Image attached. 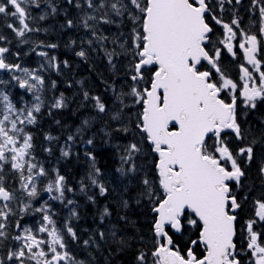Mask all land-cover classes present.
<instances>
[{
	"label": "snow or ice",
	"instance_id": "6c2138e0",
	"mask_svg": "<svg viewBox=\"0 0 264 264\" xmlns=\"http://www.w3.org/2000/svg\"><path fill=\"white\" fill-rule=\"evenodd\" d=\"M64 3L76 9L74 18L54 0H0V72L9 74L7 81L0 79V264H95L91 255L80 259L71 247L80 242L72 224L79 205L68 198L76 189L59 169L37 158L32 131L45 112L50 116L69 103L63 93L46 100L40 74L60 71L68 61L36 51L60 45L32 40L42 30L40 21L62 11V28L85 32L86 38L68 42L79 48L75 55L86 61L99 51L113 75H123L119 87L108 85V102L82 92V103L90 101L95 114L66 137L60 155L71 157L76 142L82 143L90 163L79 192L97 189L107 196L90 150L94 129L102 124L97 131L109 140L113 132L123 133L128 139L116 145V171L136 194L121 197L120 205L127 209L131 200L148 217L147 235H122L117 225L97 228L82 241L84 248L99 251L111 242L120 252L131 250L133 264H264V120L256 131L247 120L264 102V0H251L248 12L256 18L247 30L236 7L243 0ZM42 5L47 11L34 15ZM14 41L17 48L28 45L44 64L29 69L11 60L21 55L12 50ZM224 53L237 69L235 78ZM8 85L25 90L31 100L14 99ZM57 139L45 134L50 144ZM258 149L257 185L250 171ZM146 156L153 160L151 173L137 163ZM87 199L96 203L95 195ZM57 202L71 206L59 224ZM112 215L105 205L101 225ZM119 219L129 223L127 216Z\"/></svg>",
	"mask_w": 264,
	"mask_h": 264
},
{
	"label": "trees",
	"instance_id": "16d2710c",
	"mask_svg": "<svg viewBox=\"0 0 264 264\" xmlns=\"http://www.w3.org/2000/svg\"><path fill=\"white\" fill-rule=\"evenodd\" d=\"M54 2L63 7V11H67L61 0H54ZM248 2L251 3V0H245L244 5H239V10L241 7H246L249 4ZM44 11H47V8L43 7L42 5V10L35 12L34 15L43 14ZM63 11L61 12L62 14ZM67 12H69V10ZM72 12L74 11L72 10L67 18L75 17ZM242 12L243 11H239V14H242ZM65 19L66 17L64 15L63 17L50 15L46 20L40 21L37 24L38 27H41V32L32 34V40L35 42L43 41L45 44L57 43L60 45V47L56 50L37 48V52L40 50L49 51L50 55L57 56L60 61H68V67H64L63 64H61L60 71L47 68L45 71L41 72V74L44 73L43 76L45 78V87L48 89V92L46 91L45 93V99L50 100L53 96H58L62 92L67 94V96H73L75 98L74 106L70 105L68 108L70 111L72 107L70 114L63 113V115L57 119L59 121L61 120L59 124L54 125L56 119L53 115L49 116L47 121H45L44 116H42L39 119L38 125L32 127L34 143L37 146L36 155L42 163H45V166H47L48 169H59L60 173L66 176L69 185L76 189V199L80 203V206L77 208V211L79 212V219H73L72 224L77 230L78 236L80 237V242L71 245L74 254H76L80 259H84L85 257L91 255L95 260V264H133L132 251L129 250L127 252H120L116 249V245L112 244L111 242L108 245H105L99 251L85 249L82 244V241L84 239H88L89 235L92 234L97 228L103 231L106 228H110L112 225H117L119 228H121L122 235L132 236L136 234L138 230L147 235L148 217L146 215V209L137 206L131 200L129 201L131 206L127 209L124 208L122 210L120 205L121 197L128 199L129 195L134 197L136 194V190L133 188V186L129 184L127 180L122 179L119 172L116 171V169L121 165L118 150L116 147H114V144L120 141L122 139L121 136H124V134L114 132L111 136V139L113 138L112 140L106 138L103 139L104 136H102L101 139L95 141V146L90 149L96 156V165L102 170L103 177L106 176L109 178L106 181H108V186H110L107 196L103 197L99 196L97 189L89 191L95 195L96 203H92L91 201L88 202L86 199L87 195L79 192V181L87 173L90 163L88 158L84 155V150H80L79 146L76 145V151H73L74 154L69 158H63L60 156L58 150L55 149H53L52 154H49L43 150L45 148V134L52 133V135L55 137H63L65 135L68 136L71 134L72 128L79 126L81 122L80 120L84 118L81 116V114H79L80 109L87 110V112L88 109H90L88 105L86 106V102L83 104L80 100L82 92L87 88L89 83L86 81L87 77H91V79L94 78L93 80H95L92 96L98 95L101 98H103L102 96L104 93L106 95L105 97H108V99L112 97L110 88L108 86L106 89L103 88L106 81L108 85H112L113 82H115L117 87L122 82L121 73L114 76L112 70L107 67L106 68L108 70L102 68L103 64L105 65V62H101L99 60V55H101L99 51H97V57L92 58L91 54L94 55L96 52L91 53L88 60L86 61L75 55V51H78L79 48L77 46L69 47L67 45L71 40H77L79 42L81 34H79L77 32L78 30L76 29L62 28L61 25L64 24ZM44 29H47V31H44ZM82 36L84 38L86 37L85 35ZM12 50H19L21 52L23 65L29 69H37L44 62V58L36 55L34 52H30V47L28 45L17 48L14 41ZM25 53L30 54L25 55ZM106 64L108 65V63ZM102 74H104L107 79L103 76H100ZM80 79L85 80V84L82 86L79 83ZM52 81L56 82L55 89H51ZM71 83H73L74 86H77V89H75L74 92L70 87ZM16 94L20 95V91L17 89L13 93L14 97ZM27 95L30 96L29 94ZM80 106L82 107L80 108ZM92 110V112H94L93 108ZM253 112L256 115H251L249 119L251 120L250 124L254 128V131H256L260 127L261 120H264V110H262L259 106ZM257 112H262V114H258ZM48 126H50V129H48ZM114 141L115 143H113ZM258 152L260 153L259 149L257 150V154ZM76 153L79 155H76ZM138 162L139 160L137 163ZM152 163L153 160L150 159V165H152ZM253 168L254 180H252L258 185L260 181L257 172V165H255ZM112 183H114V189L111 187ZM125 185L129 187V192L123 191V187ZM105 205L109 207V210L113 213V215L109 218H106L104 224L101 225L99 212ZM62 211H67L66 207H61V209L59 211L57 210L56 212L59 214ZM119 216H127L129 218V223L125 224L124 221L119 219ZM57 223H61L58 217Z\"/></svg>",
	"mask_w": 264,
	"mask_h": 264
},
{
	"label": "rangeland",
	"instance_id": "374dc122",
	"mask_svg": "<svg viewBox=\"0 0 264 264\" xmlns=\"http://www.w3.org/2000/svg\"><path fill=\"white\" fill-rule=\"evenodd\" d=\"M62 1V3L65 5V3H64V0H61ZM66 6V5H65ZM64 6V7H65ZM250 6V5H249ZM61 8H63V7H61ZM69 10V13L73 10L74 12H72V14L74 15V16H76V9H74V8H71V7H68L67 6V11ZM66 11V10H65ZM55 16H62L63 17V14L62 13H59V14H57V15H55ZM49 19H51V18H49ZM53 23V22H52ZM242 27H244L245 29H246V27L245 26H243L242 25ZM247 30V29H246ZM113 31H115V29H113ZM79 34H81V38L83 37L82 35H85V32L83 31V30H78L77 31ZM107 34V33H106ZM86 38V37H85ZM40 50V49H39ZM40 51H42V50H40ZM98 56V53L96 52L94 55L93 54H91V57L92 58H95V57H97ZM99 60L101 61V62H105V65L103 64V67L102 68H104L105 70H108L107 68H109L110 70H111V68H110V66L109 65H107L106 63H107V61H106V59H104V57H103V55H102V53H101V55H99ZM107 67V68H106ZM100 68V67H99ZM20 75H22V74H20ZM122 72H121V77H122ZM100 76H103V77H105L106 78V76L104 75V74H102V75H100ZM99 76V77H100ZM0 79H3V80H5V81H7L8 79H9V75H6V76H2L1 74H0ZM94 79V78H93ZM93 79H91V77L89 78V77H87L86 78V81L87 82H89L88 83V86H87V88L85 89V90H87L89 93H90V95L92 96V94H93V87H94V84H95V80H93ZM107 79V78H106ZM122 81V80H121ZM107 82V81H106ZM79 83H80V85L82 86L83 84H85V80H83V79H80L79 80ZM122 83V82H121ZM121 83L118 85V87L121 85ZM71 88H72V91L74 92L75 91V89H77V86L75 85H73V83H71V86H70ZM18 90V91H20L21 92V95H22V97H23V99L24 100H26V101H30L31 100V94H29L30 96L29 97H27L26 95V93H25V90H23V89H19L18 87H14V86H12V85H8L7 86V91H9V93H10V95H12L14 92H15V90ZM64 96L65 97H67L68 98V101H69V103H68V106L67 107H69V105H72L73 106V102H74V100H75V98L73 97V96H67V94H64ZM96 96H98V95H96ZM81 101L83 100V99H80ZM82 106H80V108H81ZM93 110H90V109H88V112H87V110H84V109H80V113L79 114H81V116H83L84 118H88V117H90V116H93L94 115V113L95 112H92ZM87 112V113H86ZM84 118H82V120L84 119ZM81 120V121H82ZM101 127H103V125L102 124H97L96 125V128L94 129V131H96V141L97 140H99V139H101V137L102 136H104V133L103 132H100V131H97L99 128H101ZM76 129H77V126L76 127H74L73 128V133L72 134H74L75 132H76ZM114 133V132H113ZM112 133V134H113ZM108 139L107 137H105L104 136V138L103 139ZM121 140L119 141L121 144H124V143H126L127 142V139H128V137H125V135L124 136H121ZM113 139V138H112ZM111 139V140H112ZM58 140V139H57ZM54 141V142H52L51 144L49 143V142H47L46 140H45V137H44V146L45 147H52V149H55V150H58V152H59V154H60V148H61V146L63 145V142H64V140L65 139H62L63 141L61 142V143H58V141ZM76 143H78V145L80 144V142L79 141H77ZM113 143H115V141L113 142ZM75 147V146H74ZM73 147V148H74ZM61 156V155H60ZM149 158L150 157H144V158H142V159H140L139 160V162L141 163V164H143L144 165V167H145V169L150 173V169H151V165H150V160H149ZM142 160H145V161H142ZM43 164L45 165V163L43 162ZM46 168H47V166H46ZM107 179H109L108 177H103L102 178V182L109 188V190H110V186H108V181H106ZM111 187H113V189H114V183H112V185H111ZM91 191L92 190H94V189H90ZM89 190V191H90ZM87 195H93V193L92 192H89ZM86 199H87V197H86ZM87 201L88 202H90L88 199H87ZM77 204L80 206V203L79 202H77ZM122 210L124 209V208H121ZM68 216L67 215H64L63 216V221L67 218Z\"/></svg>",
	"mask_w": 264,
	"mask_h": 264
},
{
	"label": "flooded vegetation",
	"instance_id": "af4514ba",
	"mask_svg": "<svg viewBox=\"0 0 264 264\" xmlns=\"http://www.w3.org/2000/svg\"><path fill=\"white\" fill-rule=\"evenodd\" d=\"M18 60V59H17ZM222 60H223V62L226 64V65H228L229 67H230V70H231V72H232V75H233V77L235 78L236 77V73H237V69H236V67H235V65L234 64H231L230 63V60H231V58L226 54V53H224V54H222ZM46 198V197H45ZM54 210L56 211V210H60L61 209V204L60 203H55L54 205ZM63 210V209H62ZM58 214V213H57ZM64 215H67V216H69V211H62V212H60L57 216H58V218H59V220L61 221V222H63V216Z\"/></svg>",
	"mask_w": 264,
	"mask_h": 264
}]
</instances>
